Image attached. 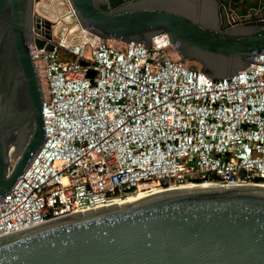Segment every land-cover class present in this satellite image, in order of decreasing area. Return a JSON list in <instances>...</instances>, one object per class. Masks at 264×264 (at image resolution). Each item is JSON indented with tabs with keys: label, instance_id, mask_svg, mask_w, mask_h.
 <instances>
[{
	"label": "built area",
	"instance_id": "obj_1",
	"mask_svg": "<svg viewBox=\"0 0 264 264\" xmlns=\"http://www.w3.org/2000/svg\"><path fill=\"white\" fill-rule=\"evenodd\" d=\"M227 6L231 20L245 14ZM33 15L43 141L0 198V236L136 193L264 184V50L212 78L165 33L103 39L69 0H34Z\"/></svg>",
	"mask_w": 264,
	"mask_h": 264
},
{
	"label": "water",
	"instance_id": "obj_2",
	"mask_svg": "<svg viewBox=\"0 0 264 264\" xmlns=\"http://www.w3.org/2000/svg\"><path fill=\"white\" fill-rule=\"evenodd\" d=\"M69 1L95 35L148 44L165 33L212 78L264 50V0L237 20L227 0ZM33 3L0 0V198L43 141ZM0 264H264V184L165 189L74 212L0 236Z\"/></svg>",
	"mask_w": 264,
	"mask_h": 264
},
{
	"label": "bare ground",
	"instance_id": "obj_3",
	"mask_svg": "<svg viewBox=\"0 0 264 264\" xmlns=\"http://www.w3.org/2000/svg\"><path fill=\"white\" fill-rule=\"evenodd\" d=\"M208 185H214V184L213 183H210L208 181H203L202 183H199V184H196V183H194V184H187V185L181 186L179 188H182V187H190V186H208ZM159 191H163V190H157L155 192H159ZM143 196H146V194H144V193L132 194V195H129L128 197L123 198V200L121 202H124V201H127V200H131V199H135V198H139V197H143Z\"/></svg>",
	"mask_w": 264,
	"mask_h": 264
},
{
	"label": "trees",
	"instance_id": "obj_4",
	"mask_svg": "<svg viewBox=\"0 0 264 264\" xmlns=\"http://www.w3.org/2000/svg\"><path fill=\"white\" fill-rule=\"evenodd\" d=\"M229 3L231 4V6L236 10V12H238L239 14H244L249 7H252V4H256V2H250L249 0L247 1V4H243L240 8H239V1L240 0H228ZM260 181V180H259Z\"/></svg>",
	"mask_w": 264,
	"mask_h": 264
},
{
	"label": "crops",
	"instance_id": "obj_5",
	"mask_svg": "<svg viewBox=\"0 0 264 264\" xmlns=\"http://www.w3.org/2000/svg\"><path fill=\"white\" fill-rule=\"evenodd\" d=\"M250 2H256V4H252L253 6H256L257 5V0H249ZM239 8L244 4H247V1L246 0H240L239 1Z\"/></svg>",
	"mask_w": 264,
	"mask_h": 264
},
{
	"label": "rangeland",
	"instance_id": "obj_6",
	"mask_svg": "<svg viewBox=\"0 0 264 264\" xmlns=\"http://www.w3.org/2000/svg\"><path fill=\"white\" fill-rule=\"evenodd\" d=\"M186 63H187V65H189L191 67H195V68L199 67V65L197 63H195V62L187 61Z\"/></svg>",
	"mask_w": 264,
	"mask_h": 264
}]
</instances>
